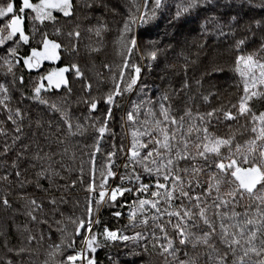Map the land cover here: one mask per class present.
Instances as JSON below:
<instances>
[{
  "label": "snow or ice",
  "instance_id": "obj_1",
  "mask_svg": "<svg viewBox=\"0 0 264 264\" xmlns=\"http://www.w3.org/2000/svg\"><path fill=\"white\" fill-rule=\"evenodd\" d=\"M243 3L249 10L257 7L264 9V0L258 4L253 0H243ZM74 7V0H0V68L5 76L12 77L11 83L24 84L23 75H16L18 67L32 70L39 68L44 61L61 59L59 50L62 45L50 38L46 31L38 29L36 24H56L57 14L71 17ZM164 7L165 0H142L139 4L132 0L117 38L121 64L116 66V70L108 64L104 65L111 73V86L101 95H92V85L87 81L84 83L88 96L82 102L87 106L88 116L83 123L74 119L67 109L55 103L49 105L47 100L41 98L42 91L60 90L62 86L70 95L72 89L65 73L74 71L75 77H83L76 63L53 67L46 75H41L32 87V98L59 114L67 137L82 136L87 130L85 125L98 134L93 150L87 153L92 180L87 186L89 196L84 212L79 217L69 218L71 232L67 231V225L56 221L60 225L57 230L61 238L59 243L49 245V256H62L60 264H100L96 258L98 250L120 243L126 249L132 245L127 254L133 257H142L151 248L164 258L163 264H264V111L257 115L249 106L253 98L264 99V58L258 56V52H264V36L261 37L258 52L245 51L255 36L251 25L264 32V17H249L247 31L252 35L235 38L233 45L236 52L234 71L243 84L238 114L251 115L250 131L254 134L241 145L234 144V135L221 137L209 131L212 120L219 118L217 113L220 109L193 114L187 106L183 110L174 108L168 90L158 89L155 100L147 97L148 85L142 82L141 76L145 69L151 71L155 67L163 49L158 47L159 41L156 39L149 36L145 40L144 32L153 27L157 13ZM219 7V0H186L177 5L173 20L195 13L201 20L199 27L202 36L217 39L235 37L240 26L239 12L225 14L218 11ZM106 28L102 23L96 26V36L101 37ZM60 31V28H55L54 35H59ZM37 34L40 37L38 40ZM69 36L79 38L80 33L70 32ZM200 47L206 50L207 64L203 76L223 72L224 69L214 61L213 47L207 41ZM21 49H27L24 55L20 54ZM71 51L76 52L75 45ZM196 83L200 84L201 81L197 80ZM186 88L187 65L181 87L172 91L179 97ZM135 89L147 98L139 103L133 102L131 110L126 113L130 142L127 147L121 143L118 149L113 143L111 150L104 153L105 162L97 167L101 140L106 133L115 136L109 122L114 109L120 107L118 100ZM8 92L6 85L0 83V106L7 113V120L15 126V132L21 133L18 119L22 120L24 113L20 108L13 110L8 106ZM203 99L207 101L208 95ZM101 104L104 105L103 109L99 107ZM96 112H100V115L94 116ZM222 114L225 120L237 118L231 111H223ZM48 126L51 128V122ZM57 131H61L59 124ZM0 135H6L2 128ZM19 139L17 135L13 142ZM58 142L63 144L64 140L58 138ZM24 150L27 151V146ZM8 151L9 147L5 145L4 153ZM41 151L34 154L33 160L49 163L47 167L41 163L40 170L36 172L38 188L42 187L41 180H49L51 184L53 176L59 175L52 168L55 163L52 155L41 154ZM64 151L67 152L68 148ZM117 151L125 157L123 173L118 171L120 166L116 164ZM21 156L22 153H17L18 158ZM12 167L18 168L15 160ZM80 174L83 183V162ZM15 176L19 181L21 172L17 170ZM117 177L118 184L112 186L108 183L109 178L115 181ZM3 179L8 180V176ZM72 184L74 186L76 181H72ZM129 197L132 198L131 203ZM245 197L249 200L247 205L243 204ZM0 203L5 208L10 207L7 197ZM49 203L55 211L56 200L53 198ZM30 205L32 211L28 215L36 220L33 213L42 205L35 199L30 200ZM105 205L113 209L111 215L114 218L122 217L123 209L127 208L129 224L115 230L106 225L96 231L101 224L100 210ZM129 227L139 230L127 235L125 232ZM33 239L36 237H28L29 241ZM4 247L8 248L7 241ZM8 251L13 249L8 248ZM24 251L19 248L15 253L21 255ZM109 261L110 264H120L118 260L112 261L111 257ZM5 264H13V260L5 261Z\"/></svg>",
  "mask_w": 264,
  "mask_h": 264
},
{
  "label": "trees",
  "instance_id": "obj_2",
  "mask_svg": "<svg viewBox=\"0 0 264 264\" xmlns=\"http://www.w3.org/2000/svg\"><path fill=\"white\" fill-rule=\"evenodd\" d=\"M142 0H136L141 3ZM186 2V0H165V7L157 13V18L153 22V27L144 32V38L150 36L159 41L158 47L163 49L159 56V62L149 71L144 70L141 80L148 85L146 90L147 97L156 99L157 90H168L172 96L174 108L183 110L185 106L191 108L193 114L197 111L204 113L211 111L213 108L220 109L217 113L218 119L214 118L209 131L221 137L234 135V144H244L246 140L253 137L250 129L252 120L250 114L240 116L238 114V104L240 97L243 95V84L240 77L235 73V55L233 49L235 38L251 36L247 31L250 21L249 17L260 19L264 17V9L254 8L249 10L243 0H219V12L225 14H236L239 12L240 26L237 28L235 37H204L200 33V18L195 13L185 15L180 20H173L177 5ZM260 0H253V3H259ZM91 4L92 7H87ZM74 14L71 17L58 15V22L52 24L45 22L40 25L37 22L36 27L41 31H46L49 37L57 40L62 47L59 50L61 59L59 61L44 62L39 68L28 70L21 67L16 69V75H23L24 84L19 82L15 85L11 83L12 77L5 76L4 70L0 68V83L6 85L9 89L8 95L10 100L6 101L8 106L13 110L20 108L24 117L18 119V124L22 128L21 133H16L15 126L7 120V113L0 106V128L6 132V135H0V200L7 197L10 207L5 208L0 203V264L11 259L13 264H60L62 256L57 255L55 258L49 256L51 248L49 245L60 242L61 233L57 230L60 225L56 221H61L67 225V231H72V225L69 218L79 217L85 208L89 193L87 192L88 183L91 182L92 176L90 171V162L87 153L93 150L94 141L98 134L96 131L85 125L86 131L80 136L67 137L64 132V125L59 120V114L52 112L48 105L41 104L39 100L33 99L32 87L38 82L41 75H46L53 67H62L76 63L83 77H75L74 71L65 73L68 85L72 89L71 94H67L66 89L62 86L60 90L52 89L41 93V98L48 101V104L55 103L62 108L67 109L74 119L84 122L88 116L87 106L82 102L83 98L88 96L84 90V83L87 81L92 85V95H101L111 86V73L105 64L110 65L113 70L121 64L120 45L118 43L119 29L123 21L127 18L132 0H74ZM107 26L102 31L101 37L95 34V28L99 24ZM31 27V25H29ZM255 36L248 43L246 52H258L261 37L264 32L256 29L251 25ZM55 28H60V34L54 35ZM92 29V31H89ZM79 31V38L69 36L70 32ZM37 34V40L39 39ZM211 45L214 49V61L221 66L224 71L215 73L211 76H203L207 61L205 60V49L200 45L205 43ZM76 46V52H72V46ZM143 45L141 51H143ZM98 49V51H93ZM27 49H21L20 54L24 55ZM258 56L264 58V52H258ZM138 60L139 58L136 57ZM185 65H187V83L188 88L180 94L179 97L172 91L179 89L185 79ZM201 81L197 84L196 81ZM47 82L45 81V84ZM212 93L213 95H209ZM208 95L205 101L203 96ZM139 93L138 89L124 94L119 98V108L113 111V117L109 122L112 133H106L100 142L101 152L97 153L96 165L99 167L106 160L105 152L111 150L113 143L117 149L124 144L128 146L130 136L128 135V125L126 113L131 110L132 103H139L140 100L147 98ZM236 105L237 107H233ZM249 106L259 115L264 111V99L253 98ZM101 109L104 105H99ZM223 111H231L237 118L234 120H225ZM99 116L100 112L93 114ZM123 118V119H122ZM140 119H143V113ZM38 122L39 125L38 126ZM51 122V128H49ZM57 124L60 125L61 131H57ZM122 124L124 127H122ZM19 135L20 139L13 142V138ZM47 137V138H46ZM63 139L64 143L58 142ZM8 145L9 151L4 153V147ZM27 146V151L24 150ZM68 148L65 152L64 149ZM42 150V151H41ZM41 154L48 153L52 155V168L59 172L58 176H53L50 184L49 180L40 181L42 187L36 186V172L40 170V164L44 167L49 162H36L33 156L36 152ZM222 151H225L222 149ZM17 153H22L17 157ZM226 154V153H225ZM17 162L18 168L12 167L13 161ZM116 164L120 167L119 172L123 173V164L125 157L123 153L117 151L115 157ZM83 162L84 174L81 182L80 168ZM33 164L36 166L33 167ZM21 172L18 181L15 172ZM115 170V169H114ZM8 180H4V176ZM76 181L73 186L72 181ZM23 181V186H21ZM96 183H99L97 176ZM109 184L115 186L119 183L117 177L115 181L109 178ZM56 200L55 211L53 205L49 203L51 199ZM35 199L38 204L42 205L41 209L36 210L33 214L37 219L32 220L28 215L32 211L30 200ZM121 199V198H118ZM131 197L128 198L131 203ZM249 200L245 197L243 204L247 205ZM242 210V209H238ZM113 209L105 205L101 208L99 218L100 226L96 231L102 230L104 226H109L113 230L122 229L129 224L127 219L128 209H123L124 215L120 218H114L111 215ZM129 227L125 234L132 235L134 231ZM29 236L36 237L31 241ZM43 236L41 240L40 237ZM51 236V239H49ZM7 241L8 248L13 249L9 252L4 247ZM23 248L25 251L21 255H16L15 250ZM132 245L126 249L123 243L111 244L108 247L99 249L96 258L100 264H110L109 257L112 261H119L120 264H163L164 258L159 256L153 249L149 248L147 254L142 257H133L127 253L131 250Z\"/></svg>",
  "mask_w": 264,
  "mask_h": 264
},
{
  "label": "rangeland",
  "instance_id": "obj_3",
  "mask_svg": "<svg viewBox=\"0 0 264 264\" xmlns=\"http://www.w3.org/2000/svg\"><path fill=\"white\" fill-rule=\"evenodd\" d=\"M44 62H47V61H44ZM44 62H42V64H43Z\"/></svg>",
  "mask_w": 264,
  "mask_h": 264
}]
</instances>
